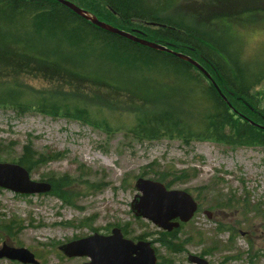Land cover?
Here are the masks:
<instances>
[{"label":"rangeland","instance_id":"rangeland-1","mask_svg":"<svg viewBox=\"0 0 264 264\" xmlns=\"http://www.w3.org/2000/svg\"><path fill=\"white\" fill-rule=\"evenodd\" d=\"M72 1L83 6L87 3L86 0ZM13 29L2 30L8 31L7 39L32 38L24 29ZM230 32L231 46L239 47L250 65L256 64L254 61H264V24L261 21L238 23ZM29 40L32 43L26 47L27 68L19 66L21 68L13 70L0 66V93L25 87L20 101H25L27 107L21 111L10 105H0V147L3 151L0 162H15L22 146L30 143L42 158L29 172L31 179L47 181L66 176L70 187H63V190L73 196V202L68 204L52 193L19 194L0 188V247L3 242L25 247L34 253L37 264H82L89 259L66 257L58 246L94 232L106 235L112 228L119 227L128 238L142 236L149 240L155 249L157 264H189L188 254L202 256L210 264H264V233L257 214L250 210L253 204H264V146L230 147L203 139L186 143L175 135L153 140L134 139L123 128L136 116L135 106L144 102L142 94H153L155 83L163 77L141 70L119 75L117 80L126 84L128 90L121 89L113 94L114 100L107 86L68 75L66 69L40 71L32 59H45L46 55L39 53L45 48L36 40ZM52 57L57 54L53 53ZM89 64L72 61L68 66L91 71L94 67ZM46 92H73L75 95L58 96L63 98L58 104L79 108L85 104L92 116L109 121L114 131L91 125L84 119L68 117L58 107L56 112L59 113L55 115L31 108ZM255 92L264 109V79ZM105 102L113 106L121 104V109H99ZM86 112L90 117L88 110ZM167 168L185 169L189 173L184 181L171 188L190 192L198 202L193 217L181 224L175 238L168 241L181 243L178 250H171L160 241V238L167 239L161 236L162 229L149 220L136 217L130 208L137 193L135 180L138 177L152 179L153 171ZM227 198L236 203L246 201L249 211L244 212L241 204L216 209V201L221 199L223 203ZM12 220L14 227L7 234L2 227ZM221 227L224 230L220 231ZM0 264L24 263L0 258Z\"/></svg>","mask_w":264,"mask_h":264},{"label":"trees","instance_id":"trees-1","mask_svg":"<svg viewBox=\"0 0 264 264\" xmlns=\"http://www.w3.org/2000/svg\"><path fill=\"white\" fill-rule=\"evenodd\" d=\"M86 1L85 6L72 2L115 27L135 31L139 37L172 43L173 50L189 55L206 69L222 95L205 75L188 62L98 28L56 0H0V66L13 70L27 68L26 47L32 43L29 39L36 40L45 48L39 53L46 55L45 59H32L40 71L45 68L51 72L66 69L68 75L107 86L114 100L113 94L121 89L128 90L126 84L117 80V76L145 71L161 76L163 80L155 83L153 94H142L144 102L135 106L136 116L130 125L123 128L134 139L153 140L175 135L186 143L203 139L230 147L264 146V109L259 105L255 92L264 79V61H254L256 64L250 65V60L241 55L240 48L231 46L228 34L238 23L261 21L264 24V0ZM6 28L24 29L32 38L19 41L7 39L8 31L2 32ZM12 45L18 48H10ZM53 53L57 57L53 58ZM72 61L85 62L86 65L91 63L94 69L77 70L68 66ZM23 90L25 87L2 91L0 105L25 110V101H20ZM70 94L74 93L46 92L41 101L32 104L31 108L55 115L59 113L56 112L58 107L68 117L84 119L86 123L114 131L109 121L92 116L85 104L82 108L58 104L63 99L58 96ZM105 107L121 109V104L113 106L105 102L99 105V109ZM2 152L0 147V157ZM41 161V154L30 143L24 144L15 158V163L28 172ZM188 175L185 169L167 168L153 171L152 179L171 188ZM47 181L51 184L49 193L72 204L73 196L63 190V187H70L66 176ZM234 202L227 198L222 203L220 199L215 206L216 209L232 208L241 204L244 212L249 211L246 201ZM250 210L257 214L264 233V204H253ZM13 224V220L9 221L2 229L10 234ZM177 230L160 233L162 237H167L160 238V241L171 250L182 247L181 243H168L175 238ZM136 239H142V236Z\"/></svg>","mask_w":264,"mask_h":264},{"label":"water","instance_id":"water-1","mask_svg":"<svg viewBox=\"0 0 264 264\" xmlns=\"http://www.w3.org/2000/svg\"><path fill=\"white\" fill-rule=\"evenodd\" d=\"M74 13L98 28L138 42L144 46L171 53L172 55L196 67L209 79L222 95L206 69L196 60L182 52L173 50L172 43H158L137 36L135 31H125L85 10L70 0H56ZM224 97V96H223ZM137 193L130 202V208L136 217L151 221L158 228L170 232L188 222L198 208V202L184 189L167 188L162 182L150 178L138 177L134 182ZM0 188L19 194H42L51 190L48 181L32 180L29 172L18 163L0 162ZM208 217L209 211H205ZM66 257H87L82 264H156L157 256L149 240L136 241L123 236L121 229L114 227L110 234L93 233L88 236L63 243L58 246ZM0 258L16 260L24 264H37L34 253L25 247H13L3 242ZM189 264H210L199 255L188 254Z\"/></svg>","mask_w":264,"mask_h":264},{"label":"bare ground","instance_id":"bare-ground-1","mask_svg":"<svg viewBox=\"0 0 264 264\" xmlns=\"http://www.w3.org/2000/svg\"><path fill=\"white\" fill-rule=\"evenodd\" d=\"M97 17V16H96ZM98 18V17H97ZM100 20V19H99ZM118 28V27H117ZM120 29V28H119ZM88 153H86V155H87ZM100 158V157H99Z\"/></svg>","mask_w":264,"mask_h":264}]
</instances>
